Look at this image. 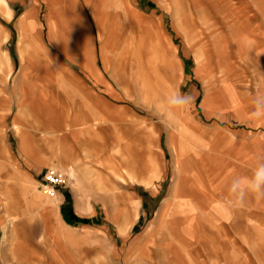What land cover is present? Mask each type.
Listing matches in <instances>:
<instances>
[{
  "label": "crops",
  "instance_id": "0c3cea01",
  "mask_svg": "<svg viewBox=\"0 0 264 264\" xmlns=\"http://www.w3.org/2000/svg\"><path fill=\"white\" fill-rule=\"evenodd\" d=\"M257 93L264 0H0L4 264H264Z\"/></svg>",
  "mask_w": 264,
  "mask_h": 264
},
{
  "label": "clouds",
  "instance_id": "9594fccd",
  "mask_svg": "<svg viewBox=\"0 0 264 264\" xmlns=\"http://www.w3.org/2000/svg\"><path fill=\"white\" fill-rule=\"evenodd\" d=\"M193 98L188 94L170 93L165 98V105L169 111H179L189 106ZM252 116L264 119V93H257L253 98ZM230 198L226 207L242 204L249 194L256 199H264V158L257 161L250 177H236L229 186Z\"/></svg>",
  "mask_w": 264,
  "mask_h": 264
},
{
  "label": "rangeland",
  "instance_id": "374dc122",
  "mask_svg": "<svg viewBox=\"0 0 264 264\" xmlns=\"http://www.w3.org/2000/svg\"><path fill=\"white\" fill-rule=\"evenodd\" d=\"M186 24V28L184 30V35L185 38L189 41V42H194L195 40V21H189V22H184ZM187 41V42H188ZM159 160V157H157V161ZM74 171H71V174H73ZM65 174V173H64ZM55 194V193H54ZM14 224V223H13ZM23 230L21 229H13V234L16 235L17 237L20 236L19 233H22ZM12 234V233H11ZM10 234V235H11ZM8 236V243H5V238H0V264H4V249L7 248L9 251L13 248V252L17 251V247L15 246V242L18 239L16 236ZM9 247V248H8ZM10 263L12 264H18L16 261H11Z\"/></svg>",
  "mask_w": 264,
  "mask_h": 264
},
{
  "label": "built area",
  "instance_id": "2783aa9c",
  "mask_svg": "<svg viewBox=\"0 0 264 264\" xmlns=\"http://www.w3.org/2000/svg\"><path fill=\"white\" fill-rule=\"evenodd\" d=\"M67 183L68 175L55 169H48L43 175L42 186L50 194H54L57 187Z\"/></svg>",
  "mask_w": 264,
  "mask_h": 264
},
{
  "label": "bare ground",
  "instance_id": "6f19581e",
  "mask_svg": "<svg viewBox=\"0 0 264 264\" xmlns=\"http://www.w3.org/2000/svg\"><path fill=\"white\" fill-rule=\"evenodd\" d=\"M222 235V234H221Z\"/></svg>",
  "mask_w": 264,
  "mask_h": 264
}]
</instances>
